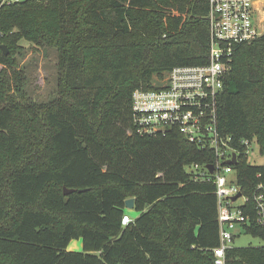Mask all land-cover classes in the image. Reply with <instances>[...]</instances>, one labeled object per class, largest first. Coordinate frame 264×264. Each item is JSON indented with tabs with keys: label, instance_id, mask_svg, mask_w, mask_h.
<instances>
[{
	"label": "trees",
	"instance_id": "1",
	"mask_svg": "<svg viewBox=\"0 0 264 264\" xmlns=\"http://www.w3.org/2000/svg\"><path fill=\"white\" fill-rule=\"evenodd\" d=\"M209 9L210 0L0 3V264H214V151L178 131L139 134L132 107L136 89L209 62ZM30 44L57 50L49 101L26 95L14 54ZM218 129L241 152L238 183L252 196L264 164L249 163L242 142L255 138L264 153V34L236 48ZM250 213L246 233L264 238ZM75 238L81 251L68 249ZM225 264H264V245H233Z\"/></svg>",
	"mask_w": 264,
	"mask_h": 264
},
{
	"label": "built area",
	"instance_id": "2",
	"mask_svg": "<svg viewBox=\"0 0 264 264\" xmlns=\"http://www.w3.org/2000/svg\"><path fill=\"white\" fill-rule=\"evenodd\" d=\"M17 1L21 0L0 3ZM254 3L255 0H210L209 62L177 66L157 88H138L133 93V123L139 134L155 136L178 131L215 153V162L211 163L214 171L206 167L217 185L220 243L213 249L214 264H225L226 250L234 245L237 228L241 226L246 232V225H250V211H255V223L264 227V173L256 174L258 181L252 196L243 192L235 169L241 152L235 148L233 137L218 129V99L236 48L264 34L255 17ZM255 142L258 144L255 138L242 142L248 162ZM234 154L237 162L228 163ZM238 193L241 195L233 200ZM249 205L251 209L246 212ZM131 220L126 214L122 222L126 225Z\"/></svg>",
	"mask_w": 264,
	"mask_h": 264
},
{
	"label": "rangeland",
	"instance_id": "3",
	"mask_svg": "<svg viewBox=\"0 0 264 264\" xmlns=\"http://www.w3.org/2000/svg\"><path fill=\"white\" fill-rule=\"evenodd\" d=\"M255 17L264 32V0H255ZM18 70L25 76V92L27 97L35 102L51 100L57 93L58 85V53L53 48L46 46L26 45L22 53L15 52ZM4 65L0 64V69ZM156 78V82H162ZM249 162L253 165L264 164V153L259 150L255 142L249 150ZM239 202H242L240 200ZM234 245L238 247L262 246L264 244L260 237L250 235L243 228H237ZM69 250L81 251L82 240L75 238L69 245Z\"/></svg>",
	"mask_w": 264,
	"mask_h": 264
},
{
	"label": "water",
	"instance_id": "4",
	"mask_svg": "<svg viewBox=\"0 0 264 264\" xmlns=\"http://www.w3.org/2000/svg\"><path fill=\"white\" fill-rule=\"evenodd\" d=\"M2 49L4 50V52L6 54L9 53V48L6 44H2ZM237 162V159H236V154H234V157L232 160H229L228 163H236ZM208 169L210 170V172L212 173L214 171V165L213 164H210L208 165ZM84 190V189H83ZM65 193H70L73 191V189H68V188H65ZM241 195V193H238L237 195H235L233 197V200L237 199L239 196ZM126 206L130 209H132L134 207V198H129L126 200Z\"/></svg>",
	"mask_w": 264,
	"mask_h": 264
}]
</instances>
